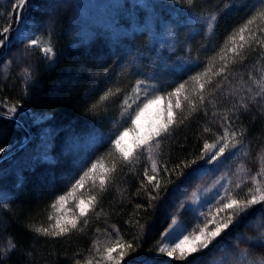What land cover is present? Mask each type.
Returning a JSON list of instances; mask_svg holds the SVG:
<instances>
[{
    "label": "trees",
    "instance_id": "obj_1",
    "mask_svg": "<svg viewBox=\"0 0 264 264\" xmlns=\"http://www.w3.org/2000/svg\"><path fill=\"white\" fill-rule=\"evenodd\" d=\"M14 2L0 0V27L15 19L12 12ZM69 3L73 6L68 7ZM136 3L150 7H136ZM197 3L204 5L200 11L205 15L219 6L215 36L202 31L191 44L193 56L207 45L208 50L200 54V66L194 69L202 71L207 57L213 54L212 50L224 43L226 33L243 22L244 11L226 7V0H197ZM239 3L243 4L244 0H239ZM32 4L25 23L32 28L34 36L41 37L44 42H47L51 32L55 57L48 61L39 49L26 50L24 45L0 57V101L7 100L9 104L19 101L22 104L13 119L8 118L6 108L0 104V148L5 149L0 152V193L8 201L6 207L0 206V248L6 249L10 239L16 245L0 264H75L76 260L83 264L93 255L90 249L94 238L99 236L103 250L105 243L114 242V229H119V235L125 240L141 238L140 247L126 257V261L134 256L152 257L160 262L169 260L156 252V241L170 223L168 218L175 213L180 202L190 203L193 191L213 185L226 171L224 168L197 172L186 181L192 168L204 163L198 160L192 168L181 169L184 176H179L180 170L172 172L170 176L164 175L158 198L152 202L153 207H148L140 181L149 162L141 157L134 167L118 166L107 193L100 198L95 210L89 213L87 227L81 224L83 231L51 239L37 235L31 228L48 227L49 205L68 190V182L79 171L82 162L94 161L108 152L106 140L120 119L119 100L137 78L152 75L150 61L157 60L158 56L171 55V64L177 55L183 56V53L173 54L169 51L168 31L162 23L157 27V21H162L164 15L174 18L177 12L173 9L178 11L180 6H169L168 0H32ZM160 5L163 7H151ZM74 17H78L82 28L92 34V39L84 44L76 43L79 33L70 26ZM113 17L121 21L115 30L110 26ZM17 26L13 25L14 28ZM190 31L193 29L179 34L181 43ZM8 61L12 63L5 68ZM253 62L250 57L242 71L234 72L232 83L226 82L225 89L248 86L243 85V81H247L248 74L253 71ZM219 63V60L215 61L217 66ZM25 67H30L34 73L27 92L20 75ZM138 72L144 75L138 77ZM188 75L168 76L166 81L160 83L175 85L187 79ZM109 88L113 91L120 89L121 96H113L95 110H90ZM227 106H210L208 117L203 113L193 115L173 133L172 138L154 150L158 163H166L171 171L181 161L198 158L199 149L206 138L204 126H212L215 130V126L209 124L211 112ZM187 111L185 105V114ZM26 113L36 117L42 115L43 121L34 123L30 118L29 122ZM21 116L23 118L19 119ZM238 127L248 133L251 154L244 160L247 167L255 171L258 168L256 153L264 144V112L258 108L247 113L241 110ZM93 128L104 135V146L94 144L89 139L88 130ZM74 132L81 139L69 146ZM56 137H59L58 141L54 139ZM97 148L98 151L95 150ZM54 149H58V152ZM65 160H71L74 167H65ZM111 162V157L105 156V163L110 166ZM230 163L231 171L235 172L237 161ZM237 178L238 175L232 177L234 180ZM17 180L22 186L17 184ZM178 186L179 189L174 191ZM138 204L142 207L137 208ZM96 213H99L98 217ZM182 222L191 229L195 225L193 214L189 212L183 216ZM245 225H241L230 240L224 241L220 249L210 252L204 264H221L224 253L230 251L229 246L236 243L237 236L253 235V230ZM97 229H100L99 233ZM251 252L257 258L264 256V249L252 248ZM170 264L184 262L170 261Z\"/></svg>",
    "mask_w": 264,
    "mask_h": 264
},
{
    "label": "snow or ice",
    "instance_id": "obj_2",
    "mask_svg": "<svg viewBox=\"0 0 264 264\" xmlns=\"http://www.w3.org/2000/svg\"><path fill=\"white\" fill-rule=\"evenodd\" d=\"M168 4L179 5L180 9H173L177 12L174 18L164 15L162 21H157V27L162 23L168 31L169 51L173 54L183 53V56L177 55V59L171 64V55L158 56L157 60L150 61L153 67L152 75L137 78L130 90L124 92L119 100L120 119L106 140L108 152L94 161L82 162L79 171L68 182V190L57 196L49 205L51 211L47 217L48 227L33 226L31 230L37 235L51 239L64 238L73 232L83 231L81 224L87 227L89 213L95 210L100 198L107 193L118 166L134 167L141 157L145 158L149 165L144 167L140 188L147 196V206L153 207L152 202L158 198L163 176H170L177 170H180L179 176H184L185 173L181 169L192 168L199 160L204 163L198 168H192L186 181L197 172L218 171L221 168L226 171L214 181L211 200L201 202L199 190L193 191L191 204L180 202L175 213L168 218L170 223L156 241V252L169 260L160 262L152 257L134 256L126 261V257L140 247L141 238L125 240L119 235V229H114V242L105 243L103 250L99 236L94 238L90 249L93 255L85 259L83 264H170V261L204 264L205 257L220 249L224 241L230 240L245 222H249L245 226L253 230L254 234L237 236L236 243L229 246L230 251L224 253L221 264H264V256L257 258L251 252L252 248L264 249V144L260 145V151L256 153L258 168L252 171L244 160L251 154L248 133L238 127L241 110L247 113L258 108L264 112V0H244L243 4H240L239 0H226V7L244 11L243 22L236 24L226 33L224 43L212 50L213 54L207 57V64L202 71L194 69L200 66V54L208 50L207 45L193 56L191 44L202 31L215 36L219 6L205 15L200 11L204 5L198 4L197 0H168ZM54 6L59 5H47ZM72 6L71 3L68 4V7ZM135 6L150 7L140 3ZM32 7V0H15L12 4L15 19L0 27V57L7 56L12 49L24 45L26 50L39 49L48 61L54 59L51 32L47 42H44L41 37L34 36L32 28L25 23ZM120 22L113 17L110 26L115 30ZM14 24L18 26L14 28ZM70 26L79 33L77 44H84L92 39V34L82 28L78 17L73 18ZM187 29L193 31L187 32L181 43L179 34ZM250 57L254 60L253 71L248 74L247 81H243V85L248 86L226 90L225 83H232L233 73L242 71ZM217 60L220 62L219 66L215 64ZM11 63L12 61H8L5 68ZM189 73L192 74L188 75ZM20 75L27 92L34 76L33 70L25 67ZM136 75L139 77L144 74L138 72ZM183 75H188V78L175 85L160 83L166 81L168 76ZM169 88L171 90H168ZM113 96L120 97L121 90L107 89L90 110H95ZM0 104L6 108L9 119L16 117L22 108L19 101L9 104L5 100L0 101ZM219 104L228 106L223 109L216 108L211 112L212 119L209 124L214 125L215 130L212 126H204L206 138L199 149L198 158L181 161L171 171L166 163H158L154 150L159 149L162 142L172 138L173 133L193 115L203 113L208 117L209 107ZM35 119H43V116H34L33 120ZM88 137L94 144H105V137L99 129L88 130ZM54 139L58 141L59 137ZM80 139L74 132L69 146ZM4 151L5 149L0 148V152ZM53 151L58 152V149ZM105 156L111 157L110 166L105 163ZM234 160L237 161L235 172L231 171L230 163ZM206 165L213 167L207 168ZM64 166L74 167L71 160H65ZM237 175L239 178L232 179ZM17 184L22 186L19 180ZM178 189L179 186L174 191ZM7 203L3 193H0V206L6 207ZM209 204L211 207H208ZM140 207L142 205L138 204L137 208ZM189 212L195 219V225L191 229L182 222L183 216ZM96 215L98 217L99 213ZM99 232L100 229H97V233ZM109 235L111 236V233ZM241 245L246 246L241 248ZM15 247L10 239L6 249L0 248V262L6 259ZM75 264H81V261L76 260Z\"/></svg>",
    "mask_w": 264,
    "mask_h": 264
},
{
    "label": "rangeland",
    "instance_id": "obj_3",
    "mask_svg": "<svg viewBox=\"0 0 264 264\" xmlns=\"http://www.w3.org/2000/svg\"><path fill=\"white\" fill-rule=\"evenodd\" d=\"M25 117H27L29 122H30V118H31V121H34V123H38V122H42L43 121V119H35V120H33L34 116L33 115L30 116V115H28V113H26ZM213 188H214V184L211 185L210 187L206 188V189H203V190L199 191L200 192V200H201V202H206V201L211 200V197L213 195ZM190 204H191V201H190V203L188 205H190ZM192 206L195 207V205H192Z\"/></svg>",
    "mask_w": 264,
    "mask_h": 264
},
{
    "label": "water",
    "instance_id": "obj_4",
    "mask_svg": "<svg viewBox=\"0 0 264 264\" xmlns=\"http://www.w3.org/2000/svg\"><path fill=\"white\" fill-rule=\"evenodd\" d=\"M2 159H0V161H1Z\"/></svg>",
    "mask_w": 264,
    "mask_h": 264
}]
</instances>
